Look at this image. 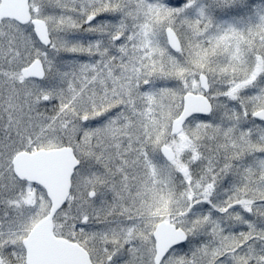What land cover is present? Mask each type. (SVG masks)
<instances>
[{
	"label": "snow or ice",
	"instance_id": "1",
	"mask_svg": "<svg viewBox=\"0 0 264 264\" xmlns=\"http://www.w3.org/2000/svg\"><path fill=\"white\" fill-rule=\"evenodd\" d=\"M0 264H264V0H0Z\"/></svg>",
	"mask_w": 264,
	"mask_h": 264
}]
</instances>
